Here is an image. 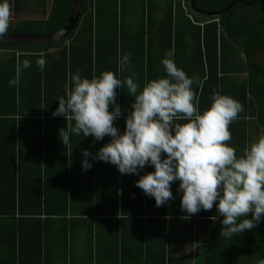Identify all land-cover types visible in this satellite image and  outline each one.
<instances>
[{"label": "trees", "instance_id": "1", "mask_svg": "<svg viewBox=\"0 0 264 264\" xmlns=\"http://www.w3.org/2000/svg\"><path fill=\"white\" fill-rule=\"evenodd\" d=\"M125 1L0 44V264L83 230L107 264H177L185 232L191 264H264V0ZM71 3L0 35L55 33Z\"/></svg>", "mask_w": 264, "mask_h": 264}, {"label": "crops", "instance_id": "2", "mask_svg": "<svg viewBox=\"0 0 264 264\" xmlns=\"http://www.w3.org/2000/svg\"><path fill=\"white\" fill-rule=\"evenodd\" d=\"M50 2L51 0H0V26L2 27L7 25L15 27V24L26 20L45 19ZM3 52L5 51L0 50L1 54ZM123 151L124 150H122V152ZM114 152H116V150ZM129 153L133 156L132 162H129V167L132 166L133 169L138 163L137 158L139 157V154L137 150L135 151L133 149H129ZM92 219H94V217H92ZM116 219H118V217H116ZM86 232V230L78 231L77 234L71 237V243L66 247L64 255H59L62 257L56 256L54 252L49 253L50 257L48 264H82L84 261L86 262L88 260L90 261L89 264H107L106 260L108 261V253H106V251L101 247H97V253H94V247L93 245V248L90 247ZM191 235L193 236L192 233ZM92 242H94V238L92 239ZM190 242H184L183 240L178 241L176 238L174 241L172 240L170 242V255L175 261L180 264L186 262V264L192 263L191 253L193 254L195 252L194 246H196L197 243L194 239L192 243ZM186 245L188 246L184 249L183 246ZM0 250L3 251L2 246H0ZM44 252H47L46 248H44Z\"/></svg>", "mask_w": 264, "mask_h": 264}, {"label": "water", "instance_id": "3", "mask_svg": "<svg viewBox=\"0 0 264 264\" xmlns=\"http://www.w3.org/2000/svg\"><path fill=\"white\" fill-rule=\"evenodd\" d=\"M79 3L80 0H72L70 11L65 23L55 33L46 34V35L43 34L42 35H24V34L0 35V44L10 43V42H18L21 44H45V43H54L59 40H62L72 31V29L77 23Z\"/></svg>", "mask_w": 264, "mask_h": 264}, {"label": "rangeland", "instance_id": "4", "mask_svg": "<svg viewBox=\"0 0 264 264\" xmlns=\"http://www.w3.org/2000/svg\"><path fill=\"white\" fill-rule=\"evenodd\" d=\"M165 1L166 0H126L125 3H126V8H127V13H129L131 11L133 12V10H135V9L140 8L142 3H144V4L148 3L150 6L153 5L154 8H159V6L162 7L164 5ZM133 14H135V12H133ZM135 20H136V18L135 17H131V15H130V21L133 22ZM262 57H263L262 61L264 63V52H263V56ZM177 239H178V241H182L183 240L184 242H188V243L190 241H191L190 243H192V241H193L192 235L191 234L188 235V232H185V234H183V235L180 234V238H177ZM187 246L188 245L183 246L184 249H186ZM191 257H193L192 253H191ZM89 263H90V261L88 260L86 262L84 261L82 264H89ZM176 263L180 264L177 261H176ZM186 263H183V264H186Z\"/></svg>", "mask_w": 264, "mask_h": 264}]
</instances>
